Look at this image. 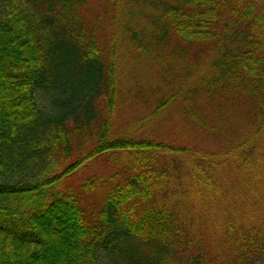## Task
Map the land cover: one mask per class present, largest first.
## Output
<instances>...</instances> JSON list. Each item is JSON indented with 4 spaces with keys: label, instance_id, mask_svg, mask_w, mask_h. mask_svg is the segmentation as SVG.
<instances>
[{
    "label": "trees",
    "instance_id": "1",
    "mask_svg": "<svg viewBox=\"0 0 264 264\" xmlns=\"http://www.w3.org/2000/svg\"><path fill=\"white\" fill-rule=\"evenodd\" d=\"M0 7V264H264L262 0ZM131 61L153 85L119 132ZM116 154L100 208L65 187Z\"/></svg>",
    "mask_w": 264,
    "mask_h": 264
},
{
    "label": "rangeland",
    "instance_id": "2",
    "mask_svg": "<svg viewBox=\"0 0 264 264\" xmlns=\"http://www.w3.org/2000/svg\"><path fill=\"white\" fill-rule=\"evenodd\" d=\"M262 2L264 3V0H262ZM137 63L140 64V62ZM136 66L137 65L131 61L130 69L128 67V69H125L124 72L123 77L126 81L123 88L127 92H124L123 95L120 97L121 99L124 97L125 100L124 102H119L118 116L116 122V130L119 132L132 130L135 127L134 124L136 123V121L142 116H144V114L148 111L145 103L134 99V93L137 92L139 89H146V87H149L153 84L150 78L146 76V72L137 69ZM132 70H137L138 73H136L135 76H131ZM38 101L41 107L47 109L50 101L49 95L47 96L41 94L38 98ZM175 129L177 128L174 126V124H166L160 127V129H158V133L162 134L163 136L171 135L172 133H176L177 130ZM119 163H125V160L117 154L112 155L111 158H99L89 163L82 170L77 171L71 178L66 179L65 187H70L79 194L85 196L88 200V205L94 204L96 207L100 208L103 204L98 194V191H86L83 190L82 187L87 183H93L97 180H107L108 177L115 174L116 172H122V170L118 167ZM24 174L25 176H27L28 172ZM23 176L24 175L20 173H15L7 176L6 181L13 183L18 181ZM100 258L102 260V264H116L114 261H111L112 259L109 258V254L107 253V251H102Z\"/></svg>",
    "mask_w": 264,
    "mask_h": 264
}]
</instances>
